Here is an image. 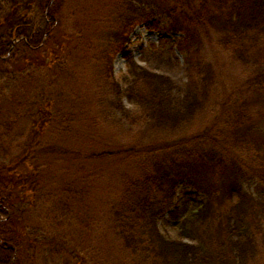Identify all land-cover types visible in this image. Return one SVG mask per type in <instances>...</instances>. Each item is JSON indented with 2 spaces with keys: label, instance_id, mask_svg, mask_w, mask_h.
I'll return each instance as SVG.
<instances>
[{
  "label": "trees",
  "instance_id": "1",
  "mask_svg": "<svg viewBox=\"0 0 264 264\" xmlns=\"http://www.w3.org/2000/svg\"><path fill=\"white\" fill-rule=\"evenodd\" d=\"M97 3L86 11L101 34L92 57L101 77L93 80L96 103L110 126L131 124L135 139L125 149L135 173L125 178L113 208L116 235L129 253L123 264H264V127H258L264 118L252 119L246 96H213L214 74L200 55L203 38L213 30L219 48L249 74V86L235 93L247 88L264 96V0ZM63 5L64 0H0V28L8 26L0 32V63L19 51L41 50ZM142 25L171 36L162 42L173 43L184 57L183 87L140 68L130 54L128 73L122 83L115 80L114 58ZM170 53L161 55L163 64L179 62L174 49ZM124 100L135 106L133 112ZM121 152L99 157L113 161ZM3 165L0 264H22V244L11 224L14 205L2 189L13 183L15 170ZM255 183L256 195L245 188ZM161 224L174 234L161 231Z\"/></svg>",
  "mask_w": 264,
  "mask_h": 264
},
{
  "label": "rangeland",
  "instance_id": "2",
  "mask_svg": "<svg viewBox=\"0 0 264 264\" xmlns=\"http://www.w3.org/2000/svg\"><path fill=\"white\" fill-rule=\"evenodd\" d=\"M99 1L64 0L41 50L19 51L0 63V161L15 170L13 183L2 189L14 205L11 224L22 244V264H123L129 256L116 235L113 208L125 178L135 173V161L125 153L135 139L128 130L131 124L110 126L96 103L93 80L101 77L92 57L101 34L97 22L91 24L90 9L86 11ZM2 27L0 32L7 23ZM164 38L171 36L137 27L126 51L114 58L115 80L122 83L128 73L125 54H130L140 68L183 87L184 57ZM209 39L203 38L200 55L214 74L213 96H246L258 123L264 118V96L246 93L247 88L235 93L249 86V74L219 48L213 30ZM171 49L179 62L165 65L161 55L171 57ZM123 105L135 110L128 100ZM116 149L122 151L118 159L99 157ZM245 188L256 195V183ZM160 228L174 234L163 224Z\"/></svg>",
  "mask_w": 264,
  "mask_h": 264
},
{
  "label": "bare ground",
  "instance_id": "3",
  "mask_svg": "<svg viewBox=\"0 0 264 264\" xmlns=\"http://www.w3.org/2000/svg\"><path fill=\"white\" fill-rule=\"evenodd\" d=\"M17 42V41H16Z\"/></svg>",
  "mask_w": 264,
  "mask_h": 264
}]
</instances>
